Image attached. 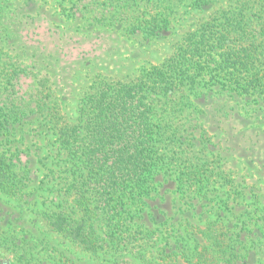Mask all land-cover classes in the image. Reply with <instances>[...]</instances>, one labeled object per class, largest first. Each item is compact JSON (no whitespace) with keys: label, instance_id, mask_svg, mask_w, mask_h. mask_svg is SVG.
Returning a JSON list of instances; mask_svg holds the SVG:
<instances>
[{"label":"rangeland","instance_id":"rangeland-1","mask_svg":"<svg viewBox=\"0 0 264 264\" xmlns=\"http://www.w3.org/2000/svg\"><path fill=\"white\" fill-rule=\"evenodd\" d=\"M223 3L81 0L72 10L67 0H37L26 17L19 12L16 24L4 25L8 29L1 32L0 99L6 71L25 69L27 73L13 81V97L27 101L36 91L37 78L47 76L61 112L74 122L78 100L94 81H137L172 56L182 39ZM155 13L173 18L166 30L155 36L130 33L131 23L140 24ZM152 99L161 127L159 172L154 191L137 207L144 226L130 235V250L102 245L92 255L47 225L46 208L60 205L66 191L57 184L59 179L48 185L40 181L46 169L58 170L69 161L56 157L50 122L31 117L16 126V136L1 141L8 155L20 152L22 161L31 160L34 181L23 189L21 199L0 190V264H156L160 249L181 253L177 264H183L199 242L185 227L213 220L229 222L236 264H264L254 242L264 233V101L203 85L158 91ZM154 241V252L149 253Z\"/></svg>","mask_w":264,"mask_h":264},{"label":"trees","instance_id":"trees-1","mask_svg":"<svg viewBox=\"0 0 264 264\" xmlns=\"http://www.w3.org/2000/svg\"><path fill=\"white\" fill-rule=\"evenodd\" d=\"M35 1L0 0V38L8 29L4 25H15L19 12L26 17ZM67 1L72 10L81 2ZM3 17L5 23L1 22ZM172 19L167 13L148 15L140 24L131 23L130 33L155 36L166 30ZM26 73L25 69L12 68L3 76L0 190L21 199L23 189L34 181L31 160L22 161L20 152L8 155L2 151V138L16 136L20 130L16 126L31 117L50 122L56 134V157L69 164L58 170L46 169L45 180L40 181L48 185L59 179L57 184L66 191L60 205L53 210L46 208L47 225L92 255L102 245L129 251L130 235L144 226L139 223L142 217H137V207L154 191L159 172L157 141L161 127L155 119L152 96L158 91L203 85L264 101V0H225L212 18L182 39L172 56L135 82L94 81L78 100L74 122L67 121L61 112L47 76L37 78L36 91L27 101L13 97V81ZM62 172L69 175L62 177ZM183 180L186 183L189 178ZM2 222L0 218V237L4 233ZM226 223L213 220L203 226L185 227L186 234L202 242H197L192 256L183 258V264H236L237 251L230 243L233 235ZM256 236L254 242L264 255V233ZM155 241L149 253L154 252ZM156 252V264L179 263L181 253L175 250Z\"/></svg>","mask_w":264,"mask_h":264}]
</instances>
